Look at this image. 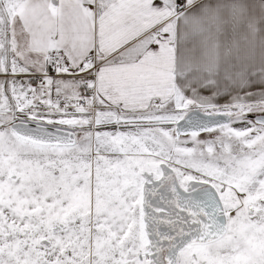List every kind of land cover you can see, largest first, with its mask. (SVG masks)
I'll list each match as a JSON object with an SVG mask.
<instances>
[{
	"label": "snow or ice",
	"instance_id": "obj_1",
	"mask_svg": "<svg viewBox=\"0 0 264 264\" xmlns=\"http://www.w3.org/2000/svg\"><path fill=\"white\" fill-rule=\"evenodd\" d=\"M0 264H264V0H0Z\"/></svg>",
	"mask_w": 264,
	"mask_h": 264
}]
</instances>
